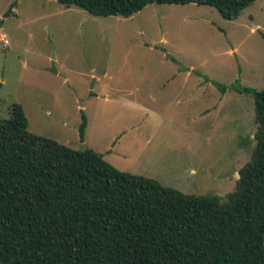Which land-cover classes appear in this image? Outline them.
Segmentation results:
<instances>
[{
  "label": "rangeland",
  "instance_id": "1",
  "mask_svg": "<svg viewBox=\"0 0 264 264\" xmlns=\"http://www.w3.org/2000/svg\"><path fill=\"white\" fill-rule=\"evenodd\" d=\"M262 34L264 0L235 20L193 3H152L124 18L0 0V117L19 104L30 133L103 153L120 171L159 174L124 148L106 154L113 135L136 128L159 146L156 162L174 163L161 185L224 201L254 147V102L241 90L264 89Z\"/></svg>",
  "mask_w": 264,
  "mask_h": 264
},
{
  "label": "trees",
  "instance_id": "2",
  "mask_svg": "<svg viewBox=\"0 0 264 264\" xmlns=\"http://www.w3.org/2000/svg\"><path fill=\"white\" fill-rule=\"evenodd\" d=\"M56 1L124 18L152 3H193L235 20L256 0ZM241 91L254 102V147L224 201L183 194L120 171L92 149L30 133L13 104L0 117V264H264V89Z\"/></svg>",
  "mask_w": 264,
  "mask_h": 264
},
{
  "label": "crops",
  "instance_id": "3",
  "mask_svg": "<svg viewBox=\"0 0 264 264\" xmlns=\"http://www.w3.org/2000/svg\"><path fill=\"white\" fill-rule=\"evenodd\" d=\"M194 91L196 92V87L194 88ZM177 104L179 105L180 103L178 102ZM190 106H191V104H190ZM177 112L179 113L178 106H177ZM177 112H175V114ZM175 114L172 116V118L175 117ZM86 126H87L86 130H87L89 124H87ZM135 131H136V128L135 129L131 128L129 130V132L132 133V136L129 137V138L127 137L128 134L125 133V132H121L120 134H122V135H118V134L117 135H113V137H112L113 141H111L110 147L106 151V154H111L114 151H116L117 149L124 148L126 150L125 154L127 156H131V157H135L136 156L135 158H138V157L142 156L143 164L145 163L147 165L159 167L161 170H160L159 174H157L158 173L157 170H153L152 169L151 171H145V170L141 169L140 172H135L136 175L138 173V174H140L142 176L152 178V179L158 181L160 184H163L162 181H161L162 178H163V173L162 172H166L168 170V168L170 170L174 169V163L172 162V160L169 162L168 165L165 164V163L161 164V163L156 162L154 157L160 151L159 146L157 145V143H155L152 140L151 136H149V135L146 136V132H143V135L145 134L144 137L146 138V141L144 143L140 142L138 140V138H137V133ZM123 136H126V138L128 139V142L126 143L125 146H122L123 141H121V140H122ZM101 154L103 155V153H101ZM104 156H105V154L103 155V157ZM126 170L128 172H131L128 169H126Z\"/></svg>",
  "mask_w": 264,
  "mask_h": 264
},
{
  "label": "water",
  "instance_id": "4",
  "mask_svg": "<svg viewBox=\"0 0 264 264\" xmlns=\"http://www.w3.org/2000/svg\"><path fill=\"white\" fill-rule=\"evenodd\" d=\"M54 71V70H53ZM263 245H264V240H263Z\"/></svg>",
  "mask_w": 264,
  "mask_h": 264
},
{
  "label": "built area",
  "instance_id": "5",
  "mask_svg": "<svg viewBox=\"0 0 264 264\" xmlns=\"http://www.w3.org/2000/svg\"><path fill=\"white\" fill-rule=\"evenodd\" d=\"M4 42L6 43L7 41L4 40Z\"/></svg>",
  "mask_w": 264,
  "mask_h": 264
}]
</instances>
